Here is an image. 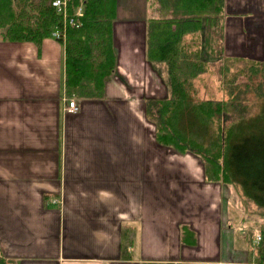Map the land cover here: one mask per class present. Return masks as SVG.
Returning <instances> with one entry per match:
<instances>
[{"label":"crops","instance_id":"obj_1","mask_svg":"<svg viewBox=\"0 0 264 264\" xmlns=\"http://www.w3.org/2000/svg\"><path fill=\"white\" fill-rule=\"evenodd\" d=\"M174 6L115 0L114 72L102 97L75 96V113L59 41L0 39V250L14 264H249L229 185L158 144L146 118V100L169 90L165 63L145 57V23L181 17ZM216 22L258 33L264 54V0H222Z\"/></svg>","mask_w":264,"mask_h":264},{"label":"trees","instance_id":"obj_2","mask_svg":"<svg viewBox=\"0 0 264 264\" xmlns=\"http://www.w3.org/2000/svg\"><path fill=\"white\" fill-rule=\"evenodd\" d=\"M52 1L0 0V38L39 44L60 21ZM173 1L181 4L174 6L181 17L149 18L145 23V57L165 63L168 75L169 97L145 102L146 118L154 123L155 140L200 158L207 181L229 185L243 202L254 204L263 214L264 60L233 58L237 65L246 66L232 71L229 80L223 78L222 85L201 96L198 88L206 71L204 49L210 44L203 35L218 24L222 0ZM209 15L215 16L213 22H209ZM114 17L115 0H83L82 24L66 32L65 96H103L105 82L115 69ZM241 75H246L247 81L239 84L234 79ZM254 78L257 83H251ZM250 91L257 99V113L245 115V95ZM255 236L259 241L253 244ZM254 237L250 231L242 235L235 232L234 246L247 250L249 264H264V221ZM0 264L14 262L0 250Z\"/></svg>","mask_w":264,"mask_h":264},{"label":"rangeland","instance_id":"obj_3","mask_svg":"<svg viewBox=\"0 0 264 264\" xmlns=\"http://www.w3.org/2000/svg\"><path fill=\"white\" fill-rule=\"evenodd\" d=\"M212 26L209 30L204 33V37L210 39V44L204 49L205 53V64L206 71L202 73V80L199 81V94L205 97L210 90H214L217 85H222V80L225 78L229 80L230 76L240 67H245L244 63L237 65L233 60L235 57L254 58L257 60H264L263 40L259 39L258 33L253 32L251 36L243 30H237V24L228 25L229 33L226 35V23H220ZM232 25L234 32L231 34L230 26ZM239 27L241 24L238 23ZM142 27L138 28L139 34H141ZM236 33V37H235ZM1 39V38H0ZM189 40L190 38H186ZM205 39V38H204ZM2 40V39H1ZM237 62V61H236ZM233 71V72H232ZM237 83L242 84L247 81L246 75H241L234 79ZM251 83H257V79L251 81ZM67 97V96H63ZM68 97L75 95L71 94ZM247 113L245 115H252L257 113L256 104L257 101L255 95L250 91L245 95ZM188 154V153H185ZM193 155V154H192ZM188 156H190L188 154ZM192 157V156H190ZM226 212L227 218L233 230L242 235L245 231H250L254 237L257 232V226L264 221V213L259 212V208L253 205H247L248 203L243 202L240 198L239 193H236L232 187H225ZM226 218V219H227ZM234 232V233H235ZM256 236L253 238L256 244ZM244 248V247H241Z\"/></svg>","mask_w":264,"mask_h":264},{"label":"built area","instance_id":"obj_4","mask_svg":"<svg viewBox=\"0 0 264 264\" xmlns=\"http://www.w3.org/2000/svg\"><path fill=\"white\" fill-rule=\"evenodd\" d=\"M71 0H53L52 6L60 15V21L51 28L50 37L65 45L66 32L69 28L78 27L82 24L83 16V0H79L78 4H71ZM71 9V10H70ZM63 110L66 113H75L78 105L73 97H64ZM259 237H256V242Z\"/></svg>","mask_w":264,"mask_h":264}]
</instances>
